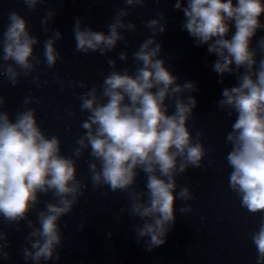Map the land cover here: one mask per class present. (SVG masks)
Segmentation results:
<instances>
[{"label":"clouds","instance_id":"9594fccd","mask_svg":"<svg viewBox=\"0 0 264 264\" xmlns=\"http://www.w3.org/2000/svg\"><path fill=\"white\" fill-rule=\"evenodd\" d=\"M45 2L23 0L29 10ZM146 2L123 0L124 7L117 9L106 25L107 34L83 25L80 17L75 19V50L107 57L111 71L100 73L99 86L69 82L70 87L87 89L78 97L81 113H87L80 125L84 132L75 140L71 156L62 154L60 137L47 134L38 123L36 109L28 107L38 105V97H25L23 110H17L13 119L4 110L6 98L0 94V219L16 225L17 232L22 231L21 221L31 230L21 248L25 261L41 264L60 259V221L84 195L87 185L77 178V161L87 149L93 188L107 186L113 193L127 194L129 206L120 212L143 222L133 230L137 241H144L146 251L166 244L176 221V200L195 198L187 186L177 193L176 177L189 167L202 168L206 156L201 142L204 133L197 132L194 138L188 126L197 99L185 94L198 88L191 81L177 83L178 77L160 58L162 45L157 37L167 29L165 13L158 10V18L145 22L151 35L132 53L134 71L118 70L117 61L107 55L119 42L128 46L123 33L135 32L137 25L126 18ZM174 9L183 12L182 29L195 45H207L208 53L217 57L212 68L221 77L218 82L223 83L225 74L236 77L237 84L225 87L218 101L219 110L228 117L236 115L225 138L231 145L226 156L231 168L228 186L242 208L252 214L264 213V37L252 45L257 32L264 29L260 19L264 0H186V6L185 0H175ZM56 14V9L49 8L41 20L42 31L46 35L51 32L43 41V61L34 54V46L41 41L29 31L28 21L15 11L8 14L7 26L0 34V77L11 86H17L21 76H32L42 62L52 69L63 59L55 46L63 34L50 27ZM128 59L127 51L119 53L120 61ZM58 80L63 91V80ZM32 83L41 87L40 77H33ZM170 108L174 109L171 114ZM139 172L146 177L143 190L136 187ZM49 193L52 201H42L41 194ZM42 203L43 209L39 208ZM32 212L35 221L29 219ZM180 212L191 213L193 208L186 204ZM116 219L119 221V216ZM85 226L81 223L78 227L82 230ZM250 236L257 251L256 264H264V218ZM10 244L8 233L0 229V259L11 258L7 251Z\"/></svg>","mask_w":264,"mask_h":264}]
</instances>
